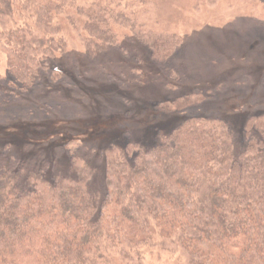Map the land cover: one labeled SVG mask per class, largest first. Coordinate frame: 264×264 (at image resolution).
<instances>
[{"label":"trees","instance_id":"obj_1","mask_svg":"<svg viewBox=\"0 0 264 264\" xmlns=\"http://www.w3.org/2000/svg\"><path fill=\"white\" fill-rule=\"evenodd\" d=\"M78 1L0 0V49L23 89L43 85V95L53 89L62 99L82 56L96 62L117 50L137 70L141 52L160 65L183 45L119 4ZM69 9L83 19L79 27L69 17L84 51L68 49L55 21ZM115 25L130 33L119 39ZM192 98L159 106L181 109ZM244 138L237 154L225 120L189 117L156 131L149 146L130 139L98 148L71 135L61 143L65 163L1 152L0 264H107V243L140 264L141 247L167 242L187 264H264V113L247 119Z\"/></svg>","mask_w":264,"mask_h":264},{"label":"rangeland","instance_id":"obj_2","mask_svg":"<svg viewBox=\"0 0 264 264\" xmlns=\"http://www.w3.org/2000/svg\"><path fill=\"white\" fill-rule=\"evenodd\" d=\"M93 1L119 4L146 27L181 36L182 47L160 65L141 52L137 70L133 59L117 50L96 62L82 56L80 75L69 80L72 90H60L62 97L66 93L62 99L53 89L43 95V85L23 89L0 49V153L36 163L51 158L65 163L61 143L71 135L98 148L130 139L149 146L156 131L167 133L189 117L225 120L235 133V151L241 153L247 119L264 113V0L78 2ZM69 17L82 26L75 9L55 21L68 49L84 51L83 31L74 28ZM114 31L119 39L130 33L117 25ZM188 94L197 101L193 105L172 111L159 106H176ZM103 252L107 264H139L136 259L124 260L111 243ZM140 254V264H187L169 242L141 247Z\"/></svg>","mask_w":264,"mask_h":264}]
</instances>
